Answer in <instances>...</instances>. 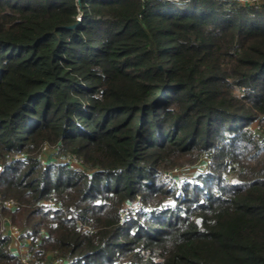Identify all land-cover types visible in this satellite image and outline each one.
Returning <instances> with one entry per match:
<instances>
[{
    "label": "trees",
    "instance_id": "1",
    "mask_svg": "<svg viewBox=\"0 0 264 264\" xmlns=\"http://www.w3.org/2000/svg\"><path fill=\"white\" fill-rule=\"evenodd\" d=\"M0 166L29 264H264V7L0 0Z\"/></svg>",
    "mask_w": 264,
    "mask_h": 264
},
{
    "label": "rangeland",
    "instance_id": "2",
    "mask_svg": "<svg viewBox=\"0 0 264 264\" xmlns=\"http://www.w3.org/2000/svg\"><path fill=\"white\" fill-rule=\"evenodd\" d=\"M255 5H257V6H259V7H261V8H263L264 7V0H257L256 2H254L253 3V7L256 9L257 8V6H255ZM252 130H258V128H259V124L258 123H254L253 125H252ZM54 154H56L55 153V150H54V148L53 147H50V146H47V148H46V150L45 149H43V151H42V155H41V157H42V159L44 160V161H47V160H49L50 159V157H52ZM67 158V157H66ZM66 158H60L59 156H57V154H56V157L55 158H53L54 159V162L55 163H57V164H62V163H64L66 160ZM209 160V158H208V156H204V158L202 159V160H200L199 162H197L196 164H194V165H191V164H187V165H185V166H182V167H179V168H176V169H174V170H172V171H170V172H167L166 173V176L167 177H169V179L173 182V183H175V184H177V185H182L184 182H186V181H189V180H192V179H194V177H196V176H198L200 173H204V172H206V170H207V165H208V161ZM48 163V162H47ZM74 168H80V165L77 163V164H74V165H72ZM140 212V211H139ZM137 215V214H136ZM135 216V215H134ZM133 216V217H134ZM9 222L10 221H7L6 223H0V230H2L3 232H4V234L5 235H7V236H9L10 237V241H11V245L12 246H14V247H17V240L16 239H14L13 238V236L14 237H16L15 235H19V229L16 227V226H14V225H12L13 227H16L17 228V230L16 231H14L13 230V233L15 234V235H12L11 233H10V231H8L9 230V228H10V226H9ZM13 229V228H12ZM11 230V229H10ZM12 231V230H11ZM18 240L21 242V240H20V238H18ZM21 248V247H20ZM16 250V249H15ZM23 254H26L27 252L26 251H24L23 249H21L20 250Z\"/></svg>",
    "mask_w": 264,
    "mask_h": 264
},
{
    "label": "built area",
    "instance_id": "3",
    "mask_svg": "<svg viewBox=\"0 0 264 264\" xmlns=\"http://www.w3.org/2000/svg\"><path fill=\"white\" fill-rule=\"evenodd\" d=\"M79 1V0H77ZM143 2H150V1H154V0H142ZM162 1H170V0H162ZM219 1H223V2H232V3H238V4H241V5H244V6H250V7H253V3L256 2L257 0H219ZM257 6V5H255ZM254 8V7H253ZM261 7L257 6L256 9H260ZM81 22V15H79L77 17V24H79ZM47 147H45L44 149L46 150ZM66 161L64 162V164H68L70 165L71 167H73L72 165L74 164H79V161L78 159L75 157V156H70V157H67L65 159ZM42 163L44 164L45 161L43 160ZM74 168V167H73ZM3 172V168L0 166V176H1V173ZM1 200H0V204H1ZM6 207H9V208H13L15 207V204L14 202L12 201H8V202H5L3 203ZM143 207V203L141 201V198L138 197L137 200L132 203L131 205H125L121 211H120V214H121V218L124 221H128L130 220L134 215L138 214L139 211L141 210V208ZM9 230L10 233L12 235H15L13 233V230L16 231L17 228L16 227H13L10 222H9ZM13 228V229H12ZM12 231H11V230ZM18 231V230H17ZM20 232V231H19ZM21 233H19V235H15L16 237L13 236L14 239L17 240V247H14L12 245H10V248L12 250H14V252L17 254V256L21 259V261L24 263V264H29L30 261L32 260V258L30 257V253H29V250L27 248V246H25L24 244H22V242H20L18 240V238L20 237ZM21 247V248H20ZM16 249V250H15ZM23 249L24 251H26L27 253L26 254H23L20 250ZM55 264H63L61 261H57Z\"/></svg>",
    "mask_w": 264,
    "mask_h": 264
},
{
    "label": "water",
    "instance_id": "4",
    "mask_svg": "<svg viewBox=\"0 0 264 264\" xmlns=\"http://www.w3.org/2000/svg\"><path fill=\"white\" fill-rule=\"evenodd\" d=\"M79 4H80V0H79ZM77 25H74V26H71V27H69V28H75Z\"/></svg>",
    "mask_w": 264,
    "mask_h": 264
}]
</instances>
